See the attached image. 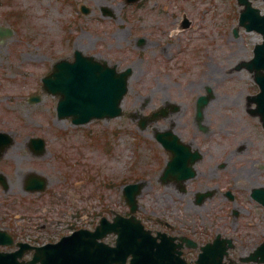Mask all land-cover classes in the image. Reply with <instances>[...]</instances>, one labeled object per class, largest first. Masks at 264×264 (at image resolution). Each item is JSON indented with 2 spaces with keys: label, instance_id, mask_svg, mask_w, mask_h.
Instances as JSON below:
<instances>
[{
  "label": "rangeland",
  "instance_id": "374dc122",
  "mask_svg": "<svg viewBox=\"0 0 264 264\" xmlns=\"http://www.w3.org/2000/svg\"><path fill=\"white\" fill-rule=\"evenodd\" d=\"M121 1L0 0V25L15 29L13 36L0 40V130L12 131L16 136L15 145L0 163V170L11 180L10 190L0 188V222L4 223L1 225L14 224L15 209L20 211L17 214L40 210L57 219L78 210L90 209L89 218L99 210L103 215L110 208L125 210L123 186L146 180L140 197L143 206H158L173 216H181L178 219L186 220L190 226L211 220L222 224L227 220L231 229L222 230L233 235L238 243L232 255H244L257 239L264 238V220L258 205L248 195L239 192L237 202L229 203L230 207L240 209L236 221L232 215L226 216L218 198L195 206L191 195L181 198L173 184L160 183V159L157 147L150 142L154 139L148 135L153 133L151 128L141 131L128 116L76 126L70 119L58 118V96L44 94L41 101L29 102L30 95L42 92V77L51 71V65L60 57H71L75 48L124 58L127 52L122 50L128 47L132 51L128 64L133 65L136 73L125 99L126 113L145 112L141 100L146 95L151 96V107H159L166 100L184 106L204 86L212 89L206 117L211 135L203 144L210 149V166L223 161L225 152L229 158L224 169L211 171L219 178L207 180L201 175V184L196 179L193 186H221L228 180L233 184L237 176L249 187L264 183V169L260 167L264 165V130L246 112V98L257 92L258 86L246 69H236L252 57L262 35L243 28L239 35L234 34L239 18L237 1L148 0L168 4L170 13L178 12V16L187 12L190 19L188 28L173 37L175 46L166 49L161 45L169 31L156 28L159 24L175 25L170 24L169 14L160 8L150 10L151 3L132 10ZM82 4L90 7L89 14L83 15ZM255 4L264 10L263 0H256ZM105 5L113 11V18L102 14ZM140 38H147L145 45L135 49ZM172 49L178 59L165 62L166 50L170 53ZM190 105L187 115H183V108L176 115V129L189 135L194 129ZM158 125L170 127L168 121ZM33 135L47 140L48 149L43 156H32L25 147ZM31 169L48 178V194L22 193L18 177ZM71 197L78 200L76 208ZM216 197L221 198V194ZM5 213L14 218L6 221ZM232 225L236 228L232 229Z\"/></svg>",
  "mask_w": 264,
  "mask_h": 264
},
{
  "label": "water",
  "instance_id": "95a60500",
  "mask_svg": "<svg viewBox=\"0 0 264 264\" xmlns=\"http://www.w3.org/2000/svg\"><path fill=\"white\" fill-rule=\"evenodd\" d=\"M239 3L245 6L241 10L240 24L244 25L247 30L255 29L264 36V15L261 14V10L253 7L251 0H239ZM3 34L5 32L0 30V35ZM254 53V57L244 64L254 74L260 86V91L251 96L257 103V107L252 111L260 116L264 124V41L256 45ZM128 73L129 71L118 73L115 68L84 57L80 51H77L75 62L59 61L53 73L44 78L45 89L60 96L58 102L60 117L71 115L75 123H86L94 118H109L120 114V103L128 89ZM0 136L5 139L0 143L2 145L1 154L3 147L10 143L8 139L11 137L3 133H0ZM144 186L145 182L126 186L125 194L133 205H136L137 195ZM254 195L264 203V191L255 192ZM119 217L117 223L102 222V226L98 227L95 232L81 230L72 236L63 238L56 245L38 247L34 259L28 262L19 261V256L23 254L20 251L0 252V264H36L37 261L48 264V258L54 260V264H110L112 257L115 258V264H126L127 252H122L128 247L126 238L131 233L136 234L137 230H127L132 222ZM137 226L141 231L142 225ZM111 231L119 233L117 247H110L98 241V238ZM134 248L139 249L138 246ZM217 250L220 251L219 256L221 257L225 247L221 249L208 246L206 254L202 256L205 258L208 254L215 255ZM114 251L116 254L111 257ZM153 256V253L147 255L138 252L131 264H147L144 259ZM200 264H202L201 260Z\"/></svg>",
  "mask_w": 264,
  "mask_h": 264
},
{
  "label": "flooded vegetation",
  "instance_id": "af4514ba",
  "mask_svg": "<svg viewBox=\"0 0 264 264\" xmlns=\"http://www.w3.org/2000/svg\"><path fill=\"white\" fill-rule=\"evenodd\" d=\"M155 4L159 5V3H155ZM175 19H176V23H177L178 19L177 18H175ZM172 23L173 22H170V24H172ZM170 26L168 25L167 27H165V24H163V25L159 24V27L156 28V30L160 31V32L169 31V36L165 39L164 44L161 45V46H164L163 49H166L168 47L173 48V46H175V44L173 42V39H174L173 37L180 33V32H178V33L175 32L176 29L174 26H171V28H170ZM150 31H152V30H150ZM146 39L144 38L143 41H140V42H142L140 45L141 47L138 46V40H136L135 47L143 48L144 47L143 45H145ZM148 39H151V38H148ZM123 49H124L123 53L131 51L130 48H128V47L123 48ZM165 54H166L167 58H164L163 55L160 53V55L166 60L165 62H172V61H175L176 59H178V56L176 55V52L173 49L171 50L170 53H168V51L166 50ZM129 56H131V53L125 54L124 58L118 59V63L121 64V63L130 62ZM139 59H140V61L144 60L143 58H139ZM159 68H164V67H159ZM157 83L159 85L160 81ZM208 87L209 86H207V85L204 86V89L196 95L195 99L193 98L192 100H190L191 102H189L188 104H185L184 106L181 105V103L179 104L176 102V104H177L176 110H174V109H172V107H170V103L169 104L167 103L168 101L170 102V100L164 101L163 106L168 107V113H167L166 118L160 119V121L162 123L164 121H168L170 124V127L169 126L168 127L160 126V125H158V122H157V126L163 130L166 128H172L174 133L182 140V142H184V143H186V145H188V146H184V148H181V145H180L179 150L176 153V157H177L179 164L184 165V167L191 165L195 169L194 175L185 181L184 187L180 184V181L178 179H177V181L176 180L174 181L173 185H174V188L176 190L175 191L176 195L178 194L177 196H179L181 198H183L184 196L191 195L192 196V202L195 206H203L208 199L218 198L220 200L221 205H222V209L226 210V216L229 218L230 215H232L231 217H233V219L236 221L237 216L239 215L240 209L237 208V206L232 205L233 207L231 206L232 209L230 210L231 207L229 206L230 205L229 203L237 202L238 194H240L239 192H241L242 195H244V194L250 195L251 190L254 186L249 187L246 184V182H241L239 180L240 176H237L236 178H234L235 181L232 182L233 184H231L230 181L228 180V183H226V184L222 183L221 186H219L217 184L212 185V186L207 185V186H205V188H203L202 186L195 188L193 186V182L196 179H197L198 183L201 184V182L199 180L201 175H204L207 178V180L219 178L218 174L214 175L211 171H219L220 169H224L225 166H227V162H228V158H229V154H227V152H225V156L222 157L223 161L217 162L214 166H210V159H209L210 149L206 145L203 144V143H206V141L208 140V138L211 135L209 133L210 129L207 125L206 117L208 115L207 109H208L209 105L211 104L212 97L202 105L200 116L198 114V99H199V96L201 94L207 93ZM150 99H151V96H149V95L142 97V101H141L142 106H143L142 108H144V111H145L142 113V110H141L142 114L151 115L154 112V110L156 108H158V106H152L151 107V105H150L151 100ZM189 104H191L190 105V109H192V116L191 117H192V121L194 122V125L192 126L194 129L192 130V132H190V135L184 134L183 131H179L178 129H176V125L178 124V120L176 118V115L179 114L180 112H183V111H184L183 115H187V111H189L188 110ZM182 108H183V111H182ZM192 127H189V128H192ZM200 136H203L202 140L199 139ZM160 147L163 150V151H160V153L164 157V161L166 163L170 157V154L168 153V151L165 150V148L162 145H160ZM208 166L210 167V169ZM207 167H208V169H206ZM261 169H264V165H263V167H261ZM217 183H219V182H217ZM236 187H237V189H236ZM230 190L233 191V201L231 200L232 196L229 193ZM234 190H237L238 193H236ZM203 192H205V194H207V199L202 204H198L197 200L202 197V196L198 197V194L203 193ZM219 194H221V198L216 197ZM141 209H142V212H141L142 214L140 215L141 218L146 223V226L152 231L153 235L157 237L158 242H163V239L167 240L170 247H174L177 250H182V256L188 262H191L192 264L195 263V260L198 257V254L200 252L199 247L201 245L214 241L215 238L218 237L219 235L228 236L227 233L223 232L224 230H222V227H224V228L226 227L228 230L231 229L227 225V223H228L227 220L224 221V223H222V224L217 223V221L212 222V220H211L208 224H197L196 223V225L192 224L190 226V224H186V220L178 219V218H181V216H179V215L173 216L170 213L166 212L165 210L160 209L158 206L151 204L150 207L141 206ZM162 215H166L167 217L172 219L173 223H170V222L164 220L163 218H161ZM202 220H203V222L205 221L203 218H202ZM181 221H184V223H181ZM50 222L51 221L49 220V221L43 223L42 224L43 227L47 228L48 224ZM235 228H236V225H232V229H235ZM172 238H174V240H171ZM188 238L197 242L198 248L189 247V245H188L189 239ZM49 241H52L50 237H48V242ZM230 260L231 259L228 258V261H230ZM171 261L175 262L174 259H171Z\"/></svg>",
  "mask_w": 264,
  "mask_h": 264
}]
</instances>
